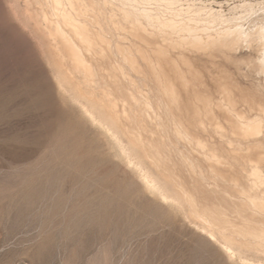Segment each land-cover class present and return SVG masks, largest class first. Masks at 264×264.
Wrapping results in <instances>:
<instances>
[{
    "label": "rangeland",
    "instance_id": "1",
    "mask_svg": "<svg viewBox=\"0 0 264 264\" xmlns=\"http://www.w3.org/2000/svg\"><path fill=\"white\" fill-rule=\"evenodd\" d=\"M88 1L112 45V53L93 61L94 82L89 86L69 72L70 65L43 33L35 0H0V264H264V242L237 238L240 245L227 250L226 241L207 233L183 196H193L197 210L219 206L231 220L243 217L255 229H264V213L245 198L264 197V185L251 188L245 161L257 157L253 139L264 143V119L263 134L255 138H239L232 128L236 112L245 120L261 116L240 99L242 91L250 103L252 84L264 83L241 63L255 60L257 53L246 48L229 53L236 64L217 53L185 52L198 74L178 61L190 81L187 87L175 78L173 66L165 64L179 96L176 109L161 96L144 63V77L138 78L116 51L117 45L129 42L123 11L149 10L158 21H182L203 34L204 28L215 31L239 23L247 29L254 20L264 22V0H180L173 5ZM244 3L248 5L241 7ZM218 15L242 17L237 22L211 19ZM111 17L122 25L121 31ZM149 41L160 43V38ZM171 57L177 61V52L171 51ZM111 64L121 65L129 80L118 77L112 83L107 77ZM226 74L236 85L231 88L232 115L218 88ZM137 89L144 104L130 99ZM103 91L126 101L127 119L116 126L108 123L98 102ZM194 93L211 101L210 116ZM174 116L226 159V164L213 166L221 178L201 153L176 137ZM199 119L206 131L194 126ZM211 120L221 127L222 137L213 133ZM135 127L161 153L164 168L157 170L127 135L125 129Z\"/></svg>",
    "mask_w": 264,
    "mask_h": 264
},
{
    "label": "bare ground",
    "instance_id": "2",
    "mask_svg": "<svg viewBox=\"0 0 264 264\" xmlns=\"http://www.w3.org/2000/svg\"><path fill=\"white\" fill-rule=\"evenodd\" d=\"M127 1L132 5H138L143 0ZM152 1L173 5L180 0ZM35 2L39 7L36 14L39 18V25L45 36L50 39L57 55L70 65L69 72L76 73V76L78 75L80 77L81 83L88 86L92 85L94 82L93 61L98 62L99 60L106 58L110 52L112 53L111 42L107 39L103 28L99 24V14L95 7L89 3L88 0H35ZM245 5L248 4L244 3L241 7ZM251 11L252 10H250V12ZM122 14V18L127 23V40L129 42L127 46H116V51L120 55L121 60L126 64L128 70L138 78L144 77L140 62L144 63L158 85L161 96L167 98L170 105L174 106L176 109H179V96L170 77L164 72V65L171 64L174 68L175 78L179 80L183 86H189L190 81L187 79L185 73L179 68L178 61L187 65L188 69L195 74L197 73L192 70V67L183 55L185 52H206L211 57H213L214 53H217L221 57L224 56V59L233 61L237 64V60H234L229 53L237 52L243 48H246L249 51L253 50L257 53L258 57L255 60L250 59L247 62L241 63H244L254 76H260L264 79V22L261 20H254L251 27L247 29L239 23L235 25L231 23L234 26L220 29L217 28L215 31L210 30L212 32L205 30L206 28H204V33L200 34L196 28L184 25L182 21L181 23L170 20L158 21L157 19L161 18L154 15L149 10H138L137 8L135 11H123ZM178 15L175 16L178 17ZM176 17L174 19H176ZM241 17L225 18L224 16L218 15L215 17L212 16L211 19H232V22H237V19L240 20ZM233 19H235V21ZM229 20H227V23ZM110 22L116 30L121 31L123 29L122 25L117 23L112 17ZM239 22L241 23V21ZM221 23H224V20L221 21ZM148 28H151L152 31H149ZM158 38H160V43L149 41ZM171 51L177 52V61L172 59ZM227 75L228 74L224 75V83L219 84L218 88L226 103V112L232 115L235 113L236 109L231 88L236 87V85L229 82L230 77ZM107 77L110 78L112 83H115L118 77L128 79L129 74L124 72L121 65L111 64V69L108 71ZM226 80L229 83L226 82ZM252 85L254 86V93L252 96L249 95L250 103H247L249 101L242 91H240V99L243 103L248 105V110L250 112L255 111L261 116L245 120L246 118L243 115L236 112L235 116L237 117V121L232 128L235 130L234 134L243 139L255 138L263 134V121L261 119H264V83H255ZM33 87L36 88V86ZM74 89H77V87ZM37 92L35 94H37ZM44 93L45 92H43V94ZM25 94L27 95V93ZM33 94L34 93H32V95ZM35 94L34 97L36 96ZM36 97L42 99L40 96ZM44 97L47 98V96ZM90 97H92V94ZM139 97H143L141 90L137 89L136 93L130 94V99L137 105L143 103L140 101ZM194 99L203 104L201 109L205 116H210L212 114V103L208 98L201 97L197 93H194ZM98 102L101 106V110L103 109L107 113L109 121L106 120L108 123L111 122L110 124L116 126L123 121L122 119H127L125 99L115 97L109 91H103L101 99ZM119 103H121V107H119ZM37 105L39 106V104ZM45 106L43 107L45 108ZM41 108L39 107V109ZM195 108L199 111V107L196 106ZM220 108H222L221 105ZM60 113H58V115ZM59 116L62 117L63 115ZM174 120V133L176 137L190 145L195 152L201 153L203 159L210 163L211 172L216 177L221 178L216 170L213 169V166L217 168L226 164V159L217 154V152L210 147L208 141L191 133L189 127L181 122L179 118L174 116ZM50 121L47 120L49 123ZM59 123H61V121ZM194 124L195 127L206 131V126L203 120L199 119ZM210 127L214 134L222 137V129L217 122H212L211 120ZM62 128L60 127V130ZM125 131L132 141L146 152L148 159L152 162L155 168L157 167V170L165 167V159L161 153L152 143L143 138L138 127L126 128ZM253 141L255 142L253 149L257 150V157L253 160L245 158V161H247L250 166L248 178L251 188H258L264 185V173L262 170V164L264 163V143L258 139H253ZM237 157L240 158V155ZM233 159H236V157L233 156ZM183 196L186 202L194 210L197 218L205 224L207 233L213 239L217 234L221 239L226 241L225 248L227 250L230 251L231 246L233 245H240L237 238L264 242V229L262 231L255 229L250 220L243 217H239V221L231 220L227 215V211L219 206H205L200 209V212V210H197V205L193 196L187 193H183ZM245 198L255 211L264 213L263 196L260 198H251L250 195L245 194Z\"/></svg>",
    "mask_w": 264,
    "mask_h": 264
}]
</instances>
